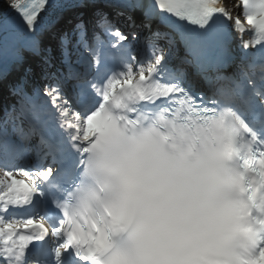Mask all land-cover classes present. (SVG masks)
<instances>
[{
  "label": "snow or ice",
  "instance_id": "1",
  "mask_svg": "<svg viewBox=\"0 0 264 264\" xmlns=\"http://www.w3.org/2000/svg\"><path fill=\"white\" fill-rule=\"evenodd\" d=\"M226 3L72 0L65 30L66 0H10L0 67L35 66L0 117V264H264V0Z\"/></svg>",
  "mask_w": 264,
  "mask_h": 264
},
{
  "label": "bare ground",
  "instance_id": "2",
  "mask_svg": "<svg viewBox=\"0 0 264 264\" xmlns=\"http://www.w3.org/2000/svg\"><path fill=\"white\" fill-rule=\"evenodd\" d=\"M233 0H227V3H226V6L229 7V8H232L230 6L231 2ZM10 3V0H0V12H3L4 10L7 9V6L8 4ZM80 9H82L86 14L87 12L89 13V10L88 8H83V7H79ZM78 9V7H70L68 9H66V11H63L61 12V15H60V19L63 21V26H67L68 24V21L72 18H73V13ZM234 14H238V12L236 10H233L232 12V15H233V18L234 17ZM86 17L85 19H87L89 17V14L84 16ZM245 28H249V26L247 24H245ZM246 35V34H245ZM48 38V35H45L44 36V42H46ZM249 36L246 35L245 39L248 40ZM234 39V38H233ZM28 62H30L31 64H35V61L29 57L28 59ZM28 64H25L23 68H17V67H13V66H9L8 67V70H10L8 73L6 72L5 74L4 73H1L0 74V89L5 87V93H4V96L0 102V109L3 108H8V109H11V106L15 103V97L12 93V87L13 85H15L17 83L18 80H20V78L23 76H20V72L21 70L24 71V68L27 67ZM234 69L232 68H229V69H226L225 71L226 72H231L233 71ZM14 80H16V82H14ZM36 83L38 84V82L36 81ZM39 85V84H38ZM71 101V100H70Z\"/></svg>",
  "mask_w": 264,
  "mask_h": 264
},
{
  "label": "clouds",
  "instance_id": "3",
  "mask_svg": "<svg viewBox=\"0 0 264 264\" xmlns=\"http://www.w3.org/2000/svg\"><path fill=\"white\" fill-rule=\"evenodd\" d=\"M187 163L195 174L209 209L213 211L219 210L223 206V198L217 196L215 192L216 181L211 164L202 157H193Z\"/></svg>",
  "mask_w": 264,
  "mask_h": 264
},
{
  "label": "rangeland",
  "instance_id": "4",
  "mask_svg": "<svg viewBox=\"0 0 264 264\" xmlns=\"http://www.w3.org/2000/svg\"><path fill=\"white\" fill-rule=\"evenodd\" d=\"M234 2H236V0H233V1L231 2V4H230L231 7H232V5H233ZM50 39H51V36H50ZM50 39H49V40H50ZM49 40H48V41H49ZM46 42H47V41H46ZM54 42H55V40H53V43H54ZM44 43H45V42H44ZM53 43H52V44H53ZM55 47H56V46H54V48H55ZM69 52H70V55H71V57H72L73 60H75V59L77 58L78 54H79L78 51H70V50H69ZM43 83H44V82H43ZM0 102H1V94H0ZM0 117H2V116L0 115ZM16 178L21 179L20 177H16Z\"/></svg>",
  "mask_w": 264,
  "mask_h": 264
}]
</instances>
